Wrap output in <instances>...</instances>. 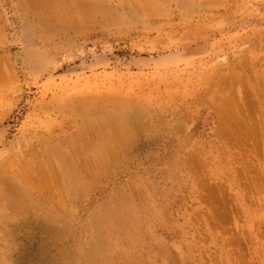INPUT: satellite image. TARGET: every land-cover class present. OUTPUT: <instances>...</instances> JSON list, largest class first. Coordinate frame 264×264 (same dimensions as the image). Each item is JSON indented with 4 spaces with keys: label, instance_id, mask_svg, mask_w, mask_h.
I'll list each match as a JSON object with an SVG mask.
<instances>
[{
    "label": "rangeland",
    "instance_id": "1",
    "mask_svg": "<svg viewBox=\"0 0 264 264\" xmlns=\"http://www.w3.org/2000/svg\"><path fill=\"white\" fill-rule=\"evenodd\" d=\"M32 1L0 0V264H264V0Z\"/></svg>",
    "mask_w": 264,
    "mask_h": 264
},
{
    "label": "bare ground",
    "instance_id": "2",
    "mask_svg": "<svg viewBox=\"0 0 264 264\" xmlns=\"http://www.w3.org/2000/svg\"><path fill=\"white\" fill-rule=\"evenodd\" d=\"M29 1H30V0H29ZM82 1H84V0H82ZM32 2H34V1L31 0V3H32ZM80 2H81V1H80ZM34 3H35V2H34ZM34 3H32V4H34ZM83 3H84V2H83ZM85 3H86V2H85ZM76 4H78V3H76ZM81 4H82V3H81ZM79 5H80V3H79ZM77 6H78V5H77ZM81 6H82V5H81ZM81 6H80V8L78 7V8L80 9V11H81ZM82 8H83V7H82ZM33 9L35 10V4L33 5ZM80 11H79V12H80ZM82 13H83V12H82ZM82 13H81V14H82ZM87 147H88V146H87ZM48 152H49V151H48ZM57 156H59V157L65 162V163L62 162L63 164H62V163L59 164L61 168H65V167H68V166H69V163H68V161L66 160V158L63 159L62 156H60V154L57 155ZM50 160H51L50 156H48V155L46 154V155H44V160H42V161L39 160L38 162H39L40 164H39V163L36 164V165H37V171H38V177H40V181H41L42 178H43V180H45V183L48 181V180L44 179V176L47 175V174L50 175V174L52 173V174H51V176H52V179H51V180H54V179H55V177H54V173H53V171H52L53 168L51 169L52 165L50 166V164H52L53 162H50ZM46 161H47V165H45V162H46ZM53 164H54V163H53ZM64 166H65V167H64ZM53 167H54V166H53ZM23 168H24V170L27 169V167H26V169H25V167H22V169H23ZM43 170H44V171H43ZM45 171H46V172H45ZM62 171L64 172V171H66V170H65V169H62ZM25 172H26V173H24V175L26 174V177H25L24 175L21 174L22 177L25 178L27 181H30V179H28V177H27V175H28L29 172H27V170H26ZM50 172H51V173H50ZM66 172H68V171H66ZM71 173H72V172H71ZM56 174H57V173H56ZM66 175H68V174L65 173V176H66ZM55 176H56V175H55ZM76 176H77V175H76ZM76 176H75V175H74V176H71V177H72L71 179H73V180H72L73 183H70V187H69V188H70V191L76 189V187L73 188V187L75 186V185H74V179H75V180L77 179V178H75ZM53 177H54V178H53ZM67 177H68V176H66L65 179H66ZM46 178H47V177H46ZM49 178H51V177L49 176ZM47 179H48V178H47ZM67 179H68V180H66L67 182H68V181H69V182L71 181V180H69V178H67ZM56 180H57V179H56ZM77 181H78V180H76L75 183H76ZM28 183H29V182H28ZM48 183H49V182H48ZM48 183H46V184H48ZM79 183H80V182L78 181L77 184L79 185ZM52 184H53V183H52ZM67 184H68V183H67ZM77 184H76V185H77ZM44 187L46 188L47 186H44ZM71 187H72V188H71ZM42 188H43V187H42ZM38 190L40 191L39 188H38ZM106 257H107V256H106ZM99 260H101V257H100ZM101 261H102V260H101ZM103 261H104L105 264H106V263L108 262V259H107V258H106V259L104 258Z\"/></svg>",
    "mask_w": 264,
    "mask_h": 264
}]
</instances>
